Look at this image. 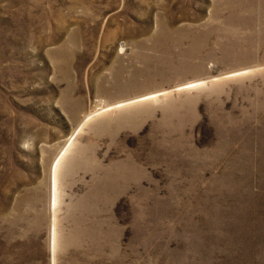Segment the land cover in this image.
I'll return each instance as SVG.
<instances>
[{"label": "rangeland", "instance_id": "1", "mask_svg": "<svg viewBox=\"0 0 264 264\" xmlns=\"http://www.w3.org/2000/svg\"><path fill=\"white\" fill-rule=\"evenodd\" d=\"M0 264H264V0H0Z\"/></svg>", "mask_w": 264, "mask_h": 264}]
</instances>
